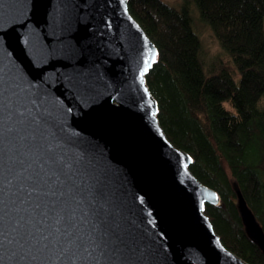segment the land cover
<instances>
[{
  "label": "water",
  "instance_id": "95a60500",
  "mask_svg": "<svg viewBox=\"0 0 264 264\" xmlns=\"http://www.w3.org/2000/svg\"><path fill=\"white\" fill-rule=\"evenodd\" d=\"M128 1L0 0V264H248L159 124V54Z\"/></svg>",
  "mask_w": 264,
  "mask_h": 264
},
{
  "label": "trees",
  "instance_id": "16d2710c",
  "mask_svg": "<svg viewBox=\"0 0 264 264\" xmlns=\"http://www.w3.org/2000/svg\"><path fill=\"white\" fill-rule=\"evenodd\" d=\"M193 8L222 57L205 60ZM128 11L159 54L146 76L159 124L192 158L191 173L220 198L205 215L228 250L264 264L237 200L240 191L264 230V0H129Z\"/></svg>",
  "mask_w": 264,
  "mask_h": 264
},
{
  "label": "rangeland",
  "instance_id": "374dc122",
  "mask_svg": "<svg viewBox=\"0 0 264 264\" xmlns=\"http://www.w3.org/2000/svg\"><path fill=\"white\" fill-rule=\"evenodd\" d=\"M164 1L174 6H177L179 3V0H164ZM192 17H193V28L201 40L203 55L205 60L210 62L214 58L222 57L223 51L218 41L214 37L211 29L200 20L199 15L194 8L192 11ZM263 26H264V21H263ZM235 79L236 82L239 81L237 76L235 77ZM259 107L260 108L264 107V96L259 103Z\"/></svg>",
  "mask_w": 264,
  "mask_h": 264
}]
</instances>
